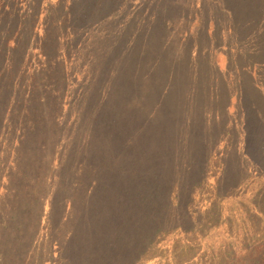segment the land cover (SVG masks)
I'll use <instances>...</instances> for the list:
<instances>
[{"label": "rangeland", "instance_id": "1", "mask_svg": "<svg viewBox=\"0 0 264 264\" xmlns=\"http://www.w3.org/2000/svg\"><path fill=\"white\" fill-rule=\"evenodd\" d=\"M251 1L0 0V15L11 9L24 25L21 47L10 49L15 59L11 69L0 53V79L18 85L16 100L23 102V96H30L26 87L40 74L38 94L56 103L58 114L49 118L39 102L37 114L30 110L32 105L18 107L17 129L4 127L0 133V204L5 198L28 211L33 242L28 264H63L65 243L69 242L68 250L83 245L92 225L88 216L93 222L106 216L122 228L129 220L132 229L145 226L147 246L141 250L149 258L145 264L177 262L175 255L187 244L183 229L161 233L163 246L152 247L153 189L144 194L146 199L133 201L137 189L129 191L126 187L134 185L122 174L113 183L118 181L133 196L129 205L117 208L119 214L114 216L116 206L105 201L96 212L94 200L110 191L103 186L112 174L111 160L129 153L126 147L117 152L114 139L125 138L134 152L148 151L141 148L140 138L147 130H141L142 115L161 124L151 120L154 128L146 136L160 140L157 130L164 125V139L177 140L174 149L201 157L192 195L183 204L186 215L198 224L196 229L206 221L200 197L215 192L227 167L230 182L225 193L230 202L241 203L256 186L264 185V7ZM52 73L54 84L49 82ZM101 77L112 82L110 92L115 91L105 125L98 128L95 112L84 107L86 91L93 84L89 81ZM162 96L165 106L157 108ZM7 100L0 95V103ZM116 114L126 125L117 135L111 130ZM25 145L36 148L35 154L21 157L17 146L26 149ZM125 161L134 166L138 159ZM144 172L146 177L152 175L150 167ZM197 184L201 188L194 195ZM166 205L170 212L175 208L167 201ZM239 211L233 220L252 218ZM139 220L143 224L138 225ZM53 234L60 242L51 251ZM134 235L143 242L141 235ZM152 251L157 261L152 260Z\"/></svg>", "mask_w": 264, "mask_h": 264}, {"label": "trees", "instance_id": "2", "mask_svg": "<svg viewBox=\"0 0 264 264\" xmlns=\"http://www.w3.org/2000/svg\"><path fill=\"white\" fill-rule=\"evenodd\" d=\"M251 2L261 6V9L264 7V0H253ZM33 16L34 14L32 13L31 22ZM261 22L264 23V17ZM23 31V18L19 13H14L13 10L8 9L4 14L0 15V41H3V45L0 46V53L4 54L6 58L7 69H11L15 63L10 49H19L21 47L24 39L22 38L24 35ZM12 41L14 43L11 45ZM45 58L50 61L49 57ZM1 63L2 59L0 58ZM22 63L23 60L16 66V70ZM15 71L12 73V77L16 76L17 72L15 73ZM39 75L37 74V77ZM54 75V73L51 74L49 81L52 84L55 82ZM37 77L32 78V82L26 87L30 96L27 97V94L23 96V98L25 97L24 101L22 100L23 102L16 100V98H19L21 88H18V85H15L17 87L15 88L11 84L12 81L5 82L0 79V95L4 96L6 100L10 98L7 102L2 101L0 103V133L4 130V127H10L12 131L17 129L15 125H18V123L15 116L18 107L32 105L33 107H30V110L37 114L39 102L47 108L49 118L54 119V115H58L56 113V103L51 104L52 101L48 103L46 97H42L43 93L38 94ZM106 83L105 77L89 81L88 85L92 84V86L89 87L85 94L84 109L95 112L94 120L101 124L98 128H102L105 125L104 120L109 114L106 108L107 106L109 107L108 104L115 91L114 89L110 92V88L113 85L112 82L107 83L105 87ZM17 91H19V94L15 96ZM52 99H54V96ZM150 102L152 103V99ZM164 106L165 100L162 96L157 108ZM111 113L113 112L111 111ZM6 114H9V118L6 117ZM263 117L262 114L264 121ZM141 118L143 120L141 130L147 129L145 133L152 132L154 128L152 122L155 125H161L154 122L151 117L149 119L142 115ZM7 119H9V122L5 125L4 123ZM114 119L111 124L113 133L116 135L124 133L126 128V125L122 124L124 119L117 114ZM21 129H23V126ZM145 133L141 135L140 140L141 148L148 149L146 153L140 152V150L139 152H134L133 148L126 146L123 141L125 138L114 139L113 142L117 145V152L126 147L129 153L115 155L114 159L111 160L112 174L105 183L108 185L103 186L104 188H109L110 191L94 200L97 207L96 212L99 210L98 207L105 201L111 202L116 206L114 209L116 215L114 216L119 214L117 208L120 207L122 209L129 205V199L133 196H129V192H126L125 188H123L124 186L120 185L118 181L113 183L115 178L117 180L118 176L126 174L132 181L130 185H134L131 188H126L129 191L132 187L137 189L133 201L136 199V202H138V199H146L144 194L150 193L151 189L155 192L154 196H152V210L150 212L152 219V247L163 246L162 243L165 238H160L159 236L171 228L183 229L187 234V236L183 237L187 244L182 253L175 255L174 259L177 262L174 264H264V185L262 187L256 186L257 190L254 188L256 191L251 193L243 202H230L228 193H225L227 192L225 188L229 187L230 182V178L227 176V167V172H223L216 181L215 192L211 193L206 199L200 197L202 207L206 206L203 213L206 221H203L201 228L196 229L198 224H196L193 216L186 215L183 210V204L187 196L192 195L193 186H191V183L195 180L199 171L201 157L194 155L192 152L188 153L174 149L173 145H178L177 140L164 139L166 136H164L166 133L164 125L157 130L156 136L160 140H154L155 137L146 136ZM21 136H23L22 133ZM22 142L23 139L19 144ZM25 146L26 149H23V146H17V149L18 147L21 149V157L23 154L27 156L35 154L34 150L36 148L27 149V145ZM130 157H137L138 159L134 166L132 161L130 164L125 161ZM148 167H150L152 173L150 177H146L144 172ZM137 170L140 174H137ZM195 187L196 189L194 188L193 190L194 195L201 188L200 184L195 185ZM139 191L140 195H138ZM106 196L110 197L107 198ZM165 197L166 201L172 203L175 207L172 212L167 210ZM10 199L9 196L7 200ZM4 201L5 203L0 204V264H28L27 260L29 258L27 255L30 248H33V242H30L28 235V211L18 209L16 205L6 201L5 198ZM93 207L94 205L91 209ZM1 208L5 211H1ZM237 210H240L239 214H247L252 218H245L241 222L233 220L235 215L238 214L236 213ZM246 211H249V214L245 213ZM87 221L92 223V225L89 227V233L86 237H83V245L80 247L75 246L73 250H68L67 244L69 242L64 244L61 250V254L65 256L63 264H145L146 260L149 259L145 256L147 254L145 249L141 251L145 244L147 246V243L144 242V240L146 241V235H148L145 226L132 229V223L129 220L125 228H122L123 224H112L111 219L109 223L106 216L97 219L96 222H93L91 216H88ZM141 224H143V221L139 220L138 225ZM124 231L129 233L128 237L124 235ZM134 234L141 235L143 242L139 241L140 239L135 240ZM52 237L54 240H52L51 251L56 245L59 247L60 242L58 240L56 242L55 239L57 237L54 234ZM73 254L75 256H72ZM154 254L152 251V260L157 261L159 257ZM73 258L75 260H71Z\"/></svg>", "mask_w": 264, "mask_h": 264}]
</instances>
